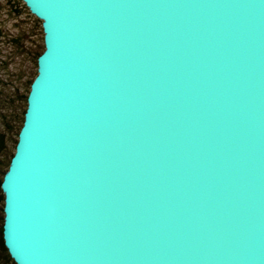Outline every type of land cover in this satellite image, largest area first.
<instances>
[{
  "label": "water",
  "instance_id": "water-1",
  "mask_svg": "<svg viewBox=\"0 0 264 264\" xmlns=\"http://www.w3.org/2000/svg\"><path fill=\"white\" fill-rule=\"evenodd\" d=\"M22 1L13 261L264 264V0Z\"/></svg>",
  "mask_w": 264,
  "mask_h": 264
},
{
  "label": "rangeland",
  "instance_id": "rangeland-1",
  "mask_svg": "<svg viewBox=\"0 0 264 264\" xmlns=\"http://www.w3.org/2000/svg\"><path fill=\"white\" fill-rule=\"evenodd\" d=\"M42 43L41 20L23 1L0 0V134L5 137V157L21 120L24 101L19 98L35 70L34 54ZM0 264H12L1 251Z\"/></svg>",
  "mask_w": 264,
  "mask_h": 264
},
{
  "label": "trees",
  "instance_id": "trees-1",
  "mask_svg": "<svg viewBox=\"0 0 264 264\" xmlns=\"http://www.w3.org/2000/svg\"><path fill=\"white\" fill-rule=\"evenodd\" d=\"M43 50H44V45L42 43V45L39 47V49L34 54V61H35V64H36L35 70L32 73L31 77L26 82L25 92L22 93L20 98H19L20 100L24 101V107H23L22 114H21L20 124H19V126H18V128L16 130V133H15L13 148H12L11 152L8 153V155H6V157L4 155V149H5L4 141H5V137H4V135L0 134V185H1V182H2V179H3V176H4L5 172L8 169V166H9V163H10V159H11V157L14 154V151H15V145H16V142H17V139H18V133H19V130H20V128L22 126V123H23V115H24V112H25V109H26V105H27V100L26 99H27V95H28V92H29V89H30V84H31V81L33 80L34 76L37 73V71H36V68H37L36 60H37L38 55ZM3 206H4V195H3L2 191H1V188H0V213H1V220H2V224H1V227H0V251L3 253V255L5 256L6 260L10 261L12 264H16L13 261V259L10 257V255H9L5 245H4V242H3V237H2V226H3V220H4Z\"/></svg>",
  "mask_w": 264,
  "mask_h": 264
}]
</instances>
